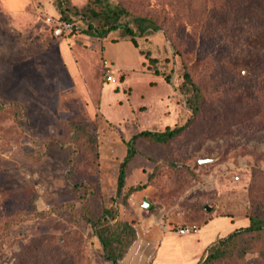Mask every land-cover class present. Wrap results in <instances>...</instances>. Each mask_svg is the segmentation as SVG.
Here are the masks:
<instances>
[{
  "label": "rangeland",
  "instance_id": "374dc122",
  "mask_svg": "<svg viewBox=\"0 0 264 264\" xmlns=\"http://www.w3.org/2000/svg\"><path fill=\"white\" fill-rule=\"evenodd\" d=\"M108 1L121 23L160 30L136 49L119 30L64 28L55 0H0V264H111L84 220L103 209L135 230L117 264H196L203 245L264 218V0ZM184 71L203 96L193 118ZM190 118L166 144L136 139L117 193L130 137ZM210 264H264V239Z\"/></svg>",
  "mask_w": 264,
  "mask_h": 264
},
{
  "label": "trees",
  "instance_id": "16d2710c",
  "mask_svg": "<svg viewBox=\"0 0 264 264\" xmlns=\"http://www.w3.org/2000/svg\"><path fill=\"white\" fill-rule=\"evenodd\" d=\"M55 4L59 13L57 20L71 24L73 30L75 28L81 29L77 25L78 22L85 25L82 33L91 37L102 38L119 30L121 38H128L127 40L136 49H138L136 38L149 37L160 30L154 21L147 18H136L135 23L137 25L134 29L126 23H121L120 19L127 12L121 6L111 4L108 0H87L81 10L71 6L70 0H55ZM138 54L144 62L146 61L147 68L156 64V59L150 57L147 52L143 53L138 50ZM152 75L160 77L166 82L169 80L168 75H163L158 68L153 69ZM177 91L184 97L185 107L193 118L200 109L203 96L200 87L192 82L188 72H183ZM192 118L186 124L173 128L165 127L163 131L143 130L132 135L126 142V153L118 166L117 193L123 188L127 164L135 153L133 145L136 139L143 136L156 143L166 144L183 133ZM115 217L116 213L112 209H103L101 215L96 218L84 216L85 222L90 226L93 236L97 238L101 246L102 257L111 264H117L127 254L135 240L134 227L126 223L111 224ZM241 239H251L253 243L240 246L235 244ZM263 239L264 218L255 213L249 214L246 226L237 228L226 237L212 243L196 264H210L223 257L235 255L236 249H241L242 254L247 253L251 248H254L258 241Z\"/></svg>",
  "mask_w": 264,
  "mask_h": 264
},
{
  "label": "crops",
  "instance_id": "0c3cea01",
  "mask_svg": "<svg viewBox=\"0 0 264 264\" xmlns=\"http://www.w3.org/2000/svg\"><path fill=\"white\" fill-rule=\"evenodd\" d=\"M211 223H212V221L209 222V223H207V224H205V225H203L202 227H200V229L197 231L196 235L201 234V233L203 232L202 228H206V227H207L209 224H211ZM168 234H169V233L163 235L164 240L168 238ZM178 235H179V234H178ZM180 236H186V235H180ZM163 238H162V239H163ZM211 244H212V243H211ZM211 244H210V245H211ZM160 245H161V243H160ZM160 245H158L157 248H159ZM210 245H209V246H210ZM209 246L203 245V247L201 248V252H200V253H192V254H191V261L197 263V261L202 257L204 251H205ZM156 251H157V250H156ZM156 254H157V252H156ZM156 254H154V256H156ZM159 255H160V254H159ZM159 255H158V256H159Z\"/></svg>",
  "mask_w": 264,
  "mask_h": 264
},
{
  "label": "built area",
  "instance_id": "2783aa9c",
  "mask_svg": "<svg viewBox=\"0 0 264 264\" xmlns=\"http://www.w3.org/2000/svg\"><path fill=\"white\" fill-rule=\"evenodd\" d=\"M57 25H61L60 23H57ZM64 28L67 27L68 28H71V24H63L62 25ZM107 80L108 81H112L113 78L110 74L107 75ZM198 231V228L196 226H192V227H182V228H179L178 230V234L179 235H189V234H196Z\"/></svg>",
  "mask_w": 264,
  "mask_h": 264
},
{
  "label": "water",
  "instance_id": "95a60500",
  "mask_svg": "<svg viewBox=\"0 0 264 264\" xmlns=\"http://www.w3.org/2000/svg\"><path fill=\"white\" fill-rule=\"evenodd\" d=\"M142 207L148 209V208L151 207V204H150L146 199H144V200H143ZM205 209H206V210H209V208H207V207H205Z\"/></svg>",
  "mask_w": 264,
  "mask_h": 264
}]
</instances>
